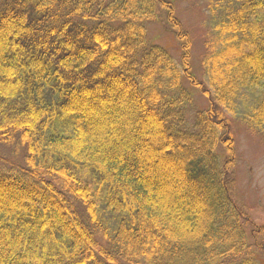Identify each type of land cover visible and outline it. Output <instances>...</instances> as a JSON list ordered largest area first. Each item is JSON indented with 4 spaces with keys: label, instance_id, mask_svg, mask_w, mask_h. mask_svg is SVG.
<instances>
[{
    "label": "trees",
    "instance_id": "1",
    "mask_svg": "<svg viewBox=\"0 0 264 264\" xmlns=\"http://www.w3.org/2000/svg\"><path fill=\"white\" fill-rule=\"evenodd\" d=\"M213 31L206 85L170 0H0V264L259 262L227 116L264 135V0Z\"/></svg>",
    "mask_w": 264,
    "mask_h": 264
},
{
    "label": "rangeland",
    "instance_id": "2",
    "mask_svg": "<svg viewBox=\"0 0 264 264\" xmlns=\"http://www.w3.org/2000/svg\"><path fill=\"white\" fill-rule=\"evenodd\" d=\"M170 1L175 18L181 23L191 41L190 54L193 69L207 85V73L202 68L201 61L208 49L207 42L213 38L214 15L228 0ZM161 12L162 18L147 25V36L151 42L160 44L173 55H177L179 52L177 41L173 31L167 25L164 11L161 10ZM192 90L197 108L206 107L207 98L198 89ZM245 107L242 100L238 101L237 111L227 117L232 125L231 133L236 153L235 198L244 214V219H247L246 227L250 229L252 224L258 227L264 226V135L262 132L250 129L241 121L239 114ZM0 155L11 156L8 149L3 147L0 149ZM256 258L259 260L257 264H264V252L257 253Z\"/></svg>",
    "mask_w": 264,
    "mask_h": 264
}]
</instances>
